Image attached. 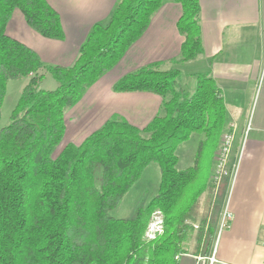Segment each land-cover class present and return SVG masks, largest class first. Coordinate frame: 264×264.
<instances>
[{"label":"trees","instance_id":"trees-1","mask_svg":"<svg viewBox=\"0 0 264 264\" xmlns=\"http://www.w3.org/2000/svg\"><path fill=\"white\" fill-rule=\"evenodd\" d=\"M163 0H118L108 21L95 24L72 66L44 64L26 45L6 34L14 11L44 39L62 41L58 14L45 0H0V114L11 80L29 78L0 129V264H178L184 254L206 256L215 238V214L226 189L209 183L214 152L225 129L219 88L205 75L193 94L179 87V71L142 67L116 81V94L148 93L162 99V115L143 129L111 119L79 145L63 141L64 112L111 71L140 40ZM183 42L180 62L203 53L198 0H174ZM48 74L52 91L39 84ZM203 134L194 164L176 169L177 147ZM158 166L157 194L133 220L108 212L139 180L148 165ZM101 173L96 183L95 171ZM161 234L146 238L155 214ZM192 242L189 248L188 243Z\"/></svg>","mask_w":264,"mask_h":264},{"label":"crops","instance_id":"crops-1","mask_svg":"<svg viewBox=\"0 0 264 264\" xmlns=\"http://www.w3.org/2000/svg\"><path fill=\"white\" fill-rule=\"evenodd\" d=\"M45 1L58 14L64 39L40 37L30 28L25 29L22 16L16 14L18 32H22L28 47L44 64L61 67L73 65L89 30L95 24H105L118 2ZM198 4L202 55L179 61L183 38L176 23L181 8L174 0H163L140 40L87 90L78 104L65 110L63 141L65 145H79L111 119L143 129L154 117L162 115V99L156 95L111 91L116 81L142 67L157 64L160 71L177 69L179 87L189 95L193 94L199 75L210 77L221 92L225 109L221 137L234 128L228 160V166L235 169L228 195L232 221L216 240L227 184L215 214L211 252L206 256L184 254L178 264H264V0H198ZM23 79L26 85L29 78ZM221 137L213 155L210 178ZM204 139L203 134H192L177 147L178 171L193 166L198 145ZM191 141L194 145L187 159L183 146ZM191 246L189 242L188 247Z\"/></svg>","mask_w":264,"mask_h":264},{"label":"rangeland","instance_id":"rangeland-1","mask_svg":"<svg viewBox=\"0 0 264 264\" xmlns=\"http://www.w3.org/2000/svg\"><path fill=\"white\" fill-rule=\"evenodd\" d=\"M16 14L19 15V17H21V14L17 10L12 13L11 19L6 26V34L28 47L29 45H27L28 43H26L27 41H25L24 39L25 36L23 37L22 32H18V28L20 24H18L16 20ZM23 25L24 27H26L25 29H29L25 24ZM24 86H25V80L23 78L11 80L7 83L6 94L1 107L0 129L10 124L11 113L18 101V98ZM39 86L40 89L42 90L52 91L55 89L56 83L50 75L44 74ZM64 145H65V141H62L60 145H58V147H56L53 153L50 155V158L51 159L56 158L61 152ZM193 145L194 144L191 141L187 143L185 146H183L184 147L183 151L186 154L187 159L190 150H192L193 148ZM190 165L191 163L189 165L187 163V166ZM100 173H101V168L98 167L95 171L96 183H98ZM159 180H160V174H159L158 166L155 163H151L150 165H148V167L144 169L139 180L124 195L118 206L108 212L109 217L118 220L120 219L133 220L136 215V210L140 207L142 208L146 207L147 204L150 202V200L157 194ZM209 183L212 185L211 178L209 179ZM159 217L161 219V216ZM153 219L155 220V218Z\"/></svg>","mask_w":264,"mask_h":264},{"label":"built area","instance_id":"built-area-1","mask_svg":"<svg viewBox=\"0 0 264 264\" xmlns=\"http://www.w3.org/2000/svg\"><path fill=\"white\" fill-rule=\"evenodd\" d=\"M233 129L234 128L231 127L230 130L224 133L223 136L221 137V143L215 157L214 170L211 176V183L212 186L214 187L215 193H217L220 184L224 180H226L228 184L227 195L223 200L221 213L219 216L216 240L223 231L229 229L230 223L232 221V215L228 210V195H229L231 183L233 181L235 169L234 167L230 168L228 166V162H229L228 160L233 145V134H232ZM153 218H155V220L153 219V222L149 225L146 233V238L148 240H153L157 234H161L162 232L161 219L159 217V214L158 213L155 214Z\"/></svg>","mask_w":264,"mask_h":264}]
</instances>
